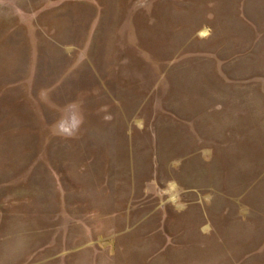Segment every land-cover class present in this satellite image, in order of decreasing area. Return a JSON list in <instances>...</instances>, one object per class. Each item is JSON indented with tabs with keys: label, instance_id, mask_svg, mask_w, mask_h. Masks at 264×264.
<instances>
[{
	"label": "rangeland",
	"instance_id": "rangeland-1",
	"mask_svg": "<svg viewBox=\"0 0 264 264\" xmlns=\"http://www.w3.org/2000/svg\"><path fill=\"white\" fill-rule=\"evenodd\" d=\"M0 264H264V0H0Z\"/></svg>",
	"mask_w": 264,
	"mask_h": 264
}]
</instances>
